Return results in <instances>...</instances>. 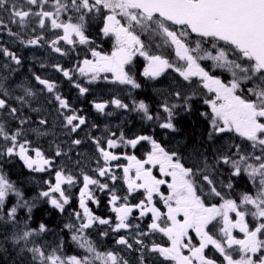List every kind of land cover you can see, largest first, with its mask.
I'll use <instances>...</instances> for the list:
<instances>
[{"label":"snow or ice","instance_id":"6c2138e0","mask_svg":"<svg viewBox=\"0 0 264 264\" xmlns=\"http://www.w3.org/2000/svg\"><path fill=\"white\" fill-rule=\"evenodd\" d=\"M47 2L48 0H24L26 5L39 6L38 11H33L31 8L25 10L24 5L17 7V0H11L12 7L9 9V0H0V9L8 11L11 22H18L21 28L26 25L27 18L35 17L40 28H44L46 21H50L51 29L62 30V35L50 41L53 51L61 55L66 53L58 46L59 41L69 45L76 43L90 45L92 41L86 35L89 22L101 21L103 26L100 32L106 37L114 36L115 44L111 54H102L91 48L92 59L85 58L76 65L75 70L81 76L87 77L89 82L100 78L101 73H111L113 81L139 88L140 85L125 71V65L131 63L137 54L147 61L143 71L145 77L155 79L166 69H173L184 81L191 82L194 77L198 78L202 88L214 94L204 100V104L211 110L210 114L201 113L202 116L209 118L211 126L208 132L209 139L215 134L234 132L251 142L253 149L259 148L260 155L254 153L245 155L241 154L240 145H233L236 148L235 153L223 154L216 159L217 165L230 166L232 177L246 174L252 181L255 191L240 192L238 200L226 198L209 175H203V180L210 186L207 195L217 197L221 201L219 204H206L202 198L203 190L201 189L202 194H198L193 179L198 172L202 173V170L194 172L193 168L185 167L176 152L166 151L152 136L140 135L128 139L123 132L118 137L112 133L106 141L107 147L103 146L100 138H91L105 164L94 169L99 177L110 178L113 182L118 179L108 165L110 161H117L120 157L110 149L120 145L136 148L141 141H148L151 151L143 160L137 159L135 155L124 156L128 164L123 166V182L127 186V194L123 196L118 194L115 187L110 188L107 183H101L99 179L81 173L83 186L80 188L78 198L80 210L72 212L75 222L66 223L64 228L72 232V241L85 254L65 256L62 254L63 242L51 250H48L47 245L39 243L38 238L49 231L48 226L44 222L36 228L30 226L31 211L35 205L26 200L15 182L0 171V221L5 225H11L13 229L7 239L19 249L20 254H30L32 264H129V261L118 252L99 251L89 236V230L96 226H107L105 231L99 233L104 237L133 227L139 229V225L133 226L130 222L133 211L137 210L138 219L151 214L148 231H138L136 234L138 237L159 232L170 242L168 246L153 242L148 247L144 245L143 239L136 238L134 243L141 246L138 249L141 253L145 249L149 253H158L165 261H172L173 264H218L216 259L205 254V249L211 246L223 257V264H264V0H52L51 11L44 9ZM62 14L67 15V19H63ZM0 25L6 27L2 19ZM173 26H179V30H175ZM137 27L150 35L163 36L165 44L174 47L177 62H170L162 55H150L136 32ZM9 34L19 36V33H11L10 30ZM190 34H196L198 37L195 47H190L188 42ZM41 39L43 37L39 36L27 41L21 40V43L37 45ZM205 41L211 44L210 49L203 47ZM0 52L17 65L20 64L17 55L7 48H0ZM202 60H211L213 68L229 72L232 78L227 82L223 81L210 70H206L200 63ZM53 68L69 80L74 79L72 69H66L60 64L53 65ZM34 78L48 93L55 92L57 87L55 82L43 79L39 75H35ZM104 79L108 77L104 76ZM244 82L253 83V87L247 89V95L243 94ZM74 86L81 95L89 91L80 83H75ZM23 93L16 97L21 105L27 103V98L35 95L32 89L27 87H23ZM9 95L8 91L3 90V97ZM174 96L177 99L182 98L184 103L170 104L167 99L161 103L160 108L167 113L166 121L160 124L161 128L174 130V110L191 108L188 102L192 96H183L179 90ZM54 98L59 105L58 111L63 115V127L70 133H77L86 125V117L79 115L77 110L70 109L69 102L59 94ZM108 103L117 108H128L127 104L117 98L110 102H94L93 107L96 111L104 113ZM134 107L136 111L143 113L146 120L159 119V115L154 117L150 113L149 106L144 101L136 102ZM0 110H7V114L13 119L17 118L21 111L12 107L9 101L2 97ZM63 110H70L72 114H66ZM27 123V118L20 119L21 126L9 131L5 122L0 121V140L4 142L0 145V158L19 157L24 166L32 172L53 169L55 183L45 180L47 190L41 191L39 197L45 198L53 208L63 213L71 200L64 185L71 187L77 180L63 167L55 169L54 165L56 157L67 153L57 145L55 156L50 157L40 147H32V142L25 138L26 130L23 125ZM39 123L44 125L46 121L41 119ZM31 131L39 135L44 134L39 133L37 129ZM81 143V139H73L70 147ZM149 164L158 165L161 175L171 177V182L157 179L152 169L146 167ZM207 167L205 161V168ZM132 170L135 172L134 175H130ZM165 183L168 188L167 195L160 190V186ZM93 186L101 192L108 191V205L115 214L114 221L111 217L105 218L94 214L88 207V202L99 204L93 194ZM225 187L232 190V182L229 181ZM140 190H143V199L131 203L129 197ZM11 195L16 197V202L7 208L5 213L6 203ZM154 195H158L163 201L166 212H161L156 207ZM21 208L28 212L23 224L17 219L18 210ZM231 213L235 214V219L230 216ZM249 215L255 221L254 227L246 220ZM213 221L221 224L218 237L210 234L208 230ZM233 229L243 233V238L238 239L234 236ZM190 231L199 238L198 246L193 243ZM115 243L129 250L133 249V243H130L126 236H119ZM233 246L238 247L239 259H234L232 255ZM185 249L187 255L184 254ZM140 264H144L143 254L140 256Z\"/></svg>","mask_w":264,"mask_h":264},{"label":"flooded vegetation","instance_id":"af4514ba","mask_svg":"<svg viewBox=\"0 0 264 264\" xmlns=\"http://www.w3.org/2000/svg\"><path fill=\"white\" fill-rule=\"evenodd\" d=\"M46 4L52 3L50 0H48ZM32 8L35 9V6H32ZM0 12H3V9H0ZM62 18L67 19V15L62 14ZM0 19H2L4 21V25H6V27L0 25V48H4L2 42L3 38L5 37V32L9 33L10 30L11 33H19V36L9 34L12 36L11 38L17 42L11 43L9 41L11 38H8L7 40L9 42L7 44L10 45L9 50L14 51L17 57L18 55L24 54L25 57L30 58L28 62L33 66H36V56L31 58L30 54L28 52L26 53V46L24 43H21V40L27 41L28 39L39 37V35L35 34L32 19L27 18V23L23 28H21L18 22L12 23L11 20H9L7 23L6 19ZM102 26L103 24L99 20H91L89 22L86 35L89 37L90 41H92L90 45H81L79 43H76L75 45H69L64 41H61V43L68 45L60 47L63 52L66 53L64 55H67L68 58L64 59L60 65L66 69H72L74 79L69 80L68 78L64 77L62 73L53 72L52 67L50 66L52 60H50V62H45L44 59H40L45 63V67H42V69L38 70L33 76L39 75L43 79H48L50 81L54 80L57 86L54 93H48L42 85H40L36 80H33L29 74L30 70H28V67H23L21 63L17 65L13 61L16 66L13 65L12 76L6 71L5 65H3L1 61L3 57H0V68L2 67V69H0V97L7 99L12 107H16L21 110L15 119H13L11 116H6L7 110H0V117L4 120L6 127L11 128V130H15L17 127L21 126L19 124L20 119L33 117L34 109H38L37 117L35 119H31L27 124L23 125L24 129L26 130V136H29L32 140V147H40L45 151L46 155L54 157L57 145H59L61 149L66 147V145H61L62 141H65L71 145L72 139H81L82 143L80 145L72 146L75 149L71 153L61 156V158L65 160L63 166L61 165L60 157L55 158L54 165L55 169L63 167L67 173L76 177L77 183L71 187L64 185V188L71 197L69 204L71 206V210H80L78 198L80 188L83 186L81 173H86L93 178L99 179L101 183H107L110 188L115 187L118 194L121 196L127 194V186L123 182V166L128 164V160L125 159L124 156L135 155L137 159H145L146 154L151 151V145L148 141H141L136 146V148L120 145L115 149H110V151L120 157V159L117 161H110L108 165L112 168L113 173L118 177L117 181L113 182L110 178L99 177L98 173L94 171V169H96L98 166L103 167L105 164L96 150V146L91 138H100L102 140L103 146L107 147L106 141L111 136V134L115 133L116 137H118L121 132H123L125 137L128 139L135 138L136 136L140 135L152 136L153 139L161 144V146L164 147L166 151L176 152L181 157V162L184 163L185 167L193 168L194 172L197 170H202V173L198 172V174L195 175L193 179L196 182L198 194H202L201 189L203 190L202 198L205 200L206 204H219L221 201L217 197L207 195V193L210 191V186H208L203 180V175H209V177L214 181L217 189L222 191L226 198L234 199L233 192L239 189L235 196V199L238 200L239 193L242 192L240 185V181H242V179L239 177H232L231 172L228 175L226 170L228 169L232 171L230 166L223 164L217 165L216 159L218 156L223 154L232 155L236 152V148L233 147V145H240L241 143L234 132L215 134L211 139H209L208 132L211 127L209 118L202 116L201 113L207 112L210 114L211 110L206 104H204V100L211 98L214 94L208 93L206 89H203L198 78L194 77L191 82L184 81L183 78L180 77L179 74L173 69H166L155 79L145 77L143 75V71L147 65V61L139 54L132 58L131 63L125 65V71L128 72V74L133 77L136 83L140 85L139 88H132L131 85L120 84L119 82L113 81L111 73H101L100 78L94 82H89L87 77L81 76L79 72L75 70L76 65L81 63L85 58L92 59L90 51L91 48H94L96 51H100L102 54H111L115 44V37L111 35L107 37L104 36L100 32V28ZM173 27L175 30H179V26ZM50 32L52 33L54 39H56L57 36L63 34L62 30L60 29H57V31L54 30V32H45L43 29V39H41L39 42H46V38L50 37ZM136 32L138 35H140L141 40L146 46L145 50L148 51L150 55H162L170 62H177L174 47L165 44V38L163 36L150 35L148 33L142 32L139 27L136 28ZM197 39V36L190 34L188 38L190 47H195V42ZM220 43L223 44V42ZM12 44L14 45V50L12 49ZM203 44L205 45L203 46L205 49L211 48V44L209 42L205 41ZM18 58L22 62V59L20 57ZM209 61L210 60H202L200 63L202 65ZM205 68L223 80L222 69L213 67ZM76 75H79V77H76ZM10 76H12V78ZM104 76H107L108 79H104ZM13 78L22 82L17 81L14 84ZM75 83H80L81 86L88 88L89 91L84 95H81L79 90L74 86ZM18 84H23L24 87L31 88L35 93L33 97L27 98V103L24 105H21L16 100L17 96L23 95L22 92L20 93V91L15 88V86ZM3 90L8 91L11 97H3ZM178 90L182 92L183 96H192L188 102L192 107L190 110H185L184 108L174 110V130L161 128L160 124L164 123L167 119V113L163 112V110L160 108L161 103H163L165 99H167L170 104L184 103L182 98L177 99L174 96V93ZM194 92L195 95H193ZM56 94H59L69 102L70 109L77 110L79 115L85 116L87 123L86 125L82 126L81 129L77 131V133H72V135L75 136L74 138L67 139L62 136L57 139V142L53 146H51L44 134L39 135L37 132L31 131V129H37L39 133H44L47 130V127H52L49 120H55L61 116L60 112L58 111L59 105L54 98ZM114 98L120 99L122 103L128 105V108H117L115 105L108 103L105 112L100 113L93 107L94 102H110ZM139 101H144L149 106L150 113L154 117L159 115V119L154 118L153 120H146L143 113L135 110L134 105ZM63 111L66 114H72L70 110ZM41 119H44L46 124L41 125L39 123ZM93 125H96V127H93ZM39 137L41 142L35 143L34 139ZM54 137L55 134H52L51 141ZM0 143L4 142L0 140ZM241 154L244 153L241 152ZM87 158V161L92 162V164L82 172L77 171L76 168L79 162L86 160ZM2 159L3 160L0 163V168L2 169V172L7 175L8 179L12 175V172L9 164L7 163V159L15 164H10L11 166H15L17 169H19L17 165L21 164L22 169H26V175L31 181L30 187L28 188L29 191L47 186L44 184L45 180H50L52 183H55V171L53 169H49L46 172H32L24 166L23 161H21L19 157L8 158L5 156ZM205 161L208 165L207 168H205ZM146 167L152 169V173L157 177V179H164L167 182H171V177L161 175L158 165L154 166L149 164L146 165ZM134 174L135 172L132 170L130 175ZM229 181H231L233 184L232 190H229L225 187ZM245 182L251 185L246 176ZM93 187L96 188L95 192L97 193L98 188L95 186ZM251 188L252 187H249L248 190L250 191ZM160 190L164 195H167V183L161 185ZM93 194L96 199L100 198V196H96L94 192ZM101 195L105 202L101 210H98L97 204L94 205V203L91 202H88V207L94 212V214H100L98 216L105 214L113 215L114 213L111 212L108 205V191L105 190L104 192H101ZM24 198L31 201L25 196ZM140 199H143V190L133 193L132 196L129 197L131 203H137ZM12 201L16 202L15 196L13 197ZM154 203L156 207L161 210V212L167 211L163 201L160 200L158 195H154ZM230 216L235 219L234 213H231ZM138 217L139 212L134 210L132 216L130 217V222L133 226L139 225V229L133 227L129 230L120 231L119 233H116L113 238L110 237L108 239L109 243L107 244L115 245L116 239H118L122 233L127 231L123 236H126L129 239V242L133 243V249L129 251L134 257H136L137 263L132 262L129 259L127 253L124 251L121 252L120 255L127 259L129 264H140L141 254L144 256V264H173L172 261H165L159 256L158 253H149L146 249L143 251V253H141V251L138 250L141 246L134 243L136 238L143 239L144 245H147L148 247H150L153 242L163 244L164 246H168L170 243L167 240V237L159 232L152 233L144 237H138L136 235L138 231H148V224L151 223V214L144 217L143 219H138ZM249 218L250 215L246 217V219ZM59 223L62 224L61 220ZM220 226L221 224L218 221H213V223L210 224L208 228L210 234L213 233L214 235H219L218 229ZM233 235L238 239L243 238V233L239 232L238 229H233ZM190 236L193 238V243L198 246L199 238L196 237L195 233L191 231ZM107 244H105L104 247H106ZM111 251H114V248H112ZM183 251L185 255L188 254L187 249ZM205 254L211 258L212 256L217 257V255L221 257L220 254L216 252L211 246L205 249ZM237 255L240 257L239 250L237 251Z\"/></svg>","mask_w":264,"mask_h":264},{"label":"rangeland","instance_id":"374dc122","mask_svg":"<svg viewBox=\"0 0 264 264\" xmlns=\"http://www.w3.org/2000/svg\"><path fill=\"white\" fill-rule=\"evenodd\" d=\"M9 2L10 3L8 4L9 5L8 8L10 9L12 7V3H11V0H9ZM22 2H24V0L23 1L17 0V7H20L21 5H24L25 10H27L28 8H31L33 11H38L39 10V6H37V5L35 6V9H34V8H32L31 5H27L26 6V4H24ZM50 2L52 3V0H50ZM44 9L47 10V11H51L52 10V4H45L44 5ZM0 18L6 19V21L8 23V21L10 20V18H9V12L6 11V10H3V12H0ZM29 18L32 19V23L34 25V29H35V34L36 35L42 36L43 29H44L45 32H48V31L54 32V30L51 29L50 21H46V26L44 28H40L39 27V24H38V19L37 18H35V17H29ZM55 31H57V29ZM49 35H50V37H47L46 38V42H39L37 45H26V44H24V45L26 46V50H27L26 53L28 52L30 54L31 58H33L34 56H36V58H37L36 59L37 60V65L39 66V70H41L42 67H45V63L42 60H40V59H44L45 62L46 61L47 62L48 61L50 62V60H52V62L50 63V66L52 67V71L58 73L53 68V65H55V64H61L64 59H67L68 58V56L67 55H63L62 56L60 53H56V52L53 51V49H52V47L50 45V41L54 40V38H53V35H52L51 32L49 33ZM11 37L12 36H10L8 32H5V37L3 38V42H5L4 40H6L8 38H11ZM0 42H1V39H0ZM195 44H196V42H195ZM65 45H67V44H63V43H61V41H59V43H58V46L59 47H63ZM203 46H205V45L203 44ZM9 51H11L12 53L15 54L14 51H12V50H9ZM62 52H63V50H62ZM1 54H2V57H3V59L1 61H2L3 65H5V69L8 72L9 70L13 69V61L9 57H5L2 52H1ZM28 60H29V58L25 57L24 60H23V63L29 69H32V67H30L31 66V63H29ZM202 65L204 67H210L211 68V67H213L212 66L213 65V62L210 60L209 62L204 63ZM0 69H2V67ZM76 77H79V75H76ZM32 78H33V80H35L34 76ZM231 78H232L231 77V74L229 72L223 70V80L225 82H227ZM52 81L54 82V80H52ZM21 85L23 86V84H18V85L15 86V88L18 91H20V93L21 92L23 93V87L24 86L23 87H20ZM250 87H253V83H250V82L249 83H247V82L245 83L244 82L242 84L243 94L247 95V89L250 88ZM20 93H18V94H20ZM9 97H11V95H9ZM33 113H34V116L33 117H30V118H27L28 121H30L31 119H35L37 117V113L38 112L37 111H33ZM6 116H9V115L6 114ZM0 121H3L4 122V120L1 117H0ZM49 122H50V124H51L52 127L51 128H48L47 127V130L44 132V135L48 139V142H49V144L51 146H53L57 142V139L60 138V137H62V136H64L67 139H71V138H74L75 137L74 135H72V133L69 132V130H67V129H65L63 127V124H64L63 115H61L59 118H57L55 120H49ZM8 130L9 131H12L11 128H8ZM52 134H55V137L51 141V135ZM25 138L28 139V140H30V141H32L29 136H26ZM237 138H238V140L241 143L240 146H241L242 152L245 155H247L248 153H254L255 155H260L261 154L259 148L253 149V147L251 145V142L244 140L239 135H237ZM34 142L35 143L41 142L40 141V137L39 138H35L34 139ZM61 145H66V147H63L62 148V150L65 153H71L75 149L72 146L70 147V145L68 143H66L65 141H62ZM2 160L3 159L0 158V163H1ZM7 160H5V161H7ZM87 160H88V158L86 160L80 161L79 164H78V166H77V168H76V170L82 172L88 166H90L92 164V162L87 161ZM64 163H65V160L63 158H61V165L63 166ZM0 171H2L1 168H0ZM230 172H231L230 170H228V169L226 170V173L228 175L230 174ZM242 176H244V177L246 176L247 179H248V181H249V183L251 185L247 184L245 182V179H242ZM242 176L239 177V178L242 179V181H240V185H241L242 191H249L248 190L249 187H252L249 192H254L255 191V187H254L252 181L249 180V178H248V176L246 174H242ZM12 181L15 182L14 180H12ZM15 185H16V187L19 190H21L23 192L24 196L27 197V195L24 192V186L23 185H19L17 183H15ZM46 190H47V186L42 187V188H36L32 192H30L28 194V197L31 196L32 197V200H31L32 202L31 201L30 202L33 203L36 207L43 208L45 215L48 216L49 210L51 208H53V207L47 202V200L45 198L39 197V193L41 191H46ZM95 190H96V188L93 187V192L95 193V195L96 196H100V198L97 199L99 201V204L97 206H98V210H101L103 208L105 202H104L103 197L101 195V191L98 189V191L96 193ZM238 191H239V189H237L236 191L233 192L234 199H235V196H236V194H237ZM13 197H14V195L9 196L6 204H11ZM94 205H96V204H94ZM11 206H12V204H11ZM53 209L56 211V220H57L56 226L58 227V229H60V234H58L56 236L55 234L50 233L49 234V236H50L49 239L45 238L44 237V234H41L40 237L38 238V242L47 245L48 246V250H51V248L57 247L58 245L61 244V242H63L62 250L64 249V246H66V244L68 245V250H66V252L64 254L65 256H71V255L83 256L85 254L84 251L82 249H79L78 246L76 245V243L73 242L72 239H71V236H72L71 233L72 232H70L68 229L64 228V225L66 223L75 222L74 217L71 215L72 212H73V210H71V206L70 205H66L65 206V211L63 213H61L59 210H57L55 208H53ZM25 210L26 209L21 208V211L23 213H24ZM5 213H6V211H5ZM23 213H20L19 214V210H18L17 217H18V215H20V218H22L23 217ZM98 215H100V214H98ZM31 216H32V218L34 217L33 214H32V212H31ZM101 217H105V218L111 217L113 219V221L115 220V214H113V215H106L105 214V215H102ZM60 220H61L62 224L59 223ZM246 220L250 223V226H252V227L255 226V221L253 220V218L251 216H250L249 219H246ZM106 228H107V226H96V227H94V228H92V229L89 230V236L95 242L98 250L99 251H109L112 248H114V251L115 252H118L119 254L124 251L125 253H127L129 259L132 262L137 263L136 262V257H134L131 254V252L129 251V249H127L125 247H122L121 245L107 244V243H109L108 239L110 237L113 238L115 236V234L110 233L108 236H104V237H101L99 235V233L102 232V231H105ZM3 231L4 232H8V233L11 234L12 231H13V229H12V226L11 225H5L2 221H0V232H3ZM62 231H64V233ZM121 231H123V230H121ZM67 232H68V235H67ZM126 232L122 233V235H125ZM216 236L218 237L219 235H216ZM103 244L104 245L107 244V246L106 247H103ZM72 245L75 246V250H73ZM233 248H234V250L232 251V255H233L234 259H239L240 257L237 255L238 247L237 246H233ZM25 255H26V259H27L28 264H32V262H31V255L30 254H27V253H25ZM212 258L213 259H216L219 264H223V257H219L217 255V257L216 256H212Z\"/></svg>","mask_w":264,"mask_h":264},{"label":"trees","instance_id":"16d2710c","mask_svg":"<svg viewBox=\"0 0 264 264\" xmlns=\"http://www.w3.org/2000/svg\"><path fill=\"white\" fill-rule=\"evenodd\" d=\"M9 6V5H8ZM4 10V9H3ZM5 42H2L4 48H7V49H10V45L7 44L9 41L11 43H17L14 39H10L9 41L6 39L4 40ZM13 45V44H12ZM12 49L14 50V45L12 46ZM0 57H2V54L0 52ZM18 57H20L22 59V62H20L22 64V66H26L24 63H23V60L25 58V55L22 54V55H18ZM30 59V58H29ZM26 63V62H25ZM14 66H16L15 63H13ZM32 69H29L30 70V76L33 77L34 74L37 73V71L39 70L38 66H33L31 64ZM9 74H12V69L8 71ZM58 75V74H57ZM12 76H10L12 78ZM13 81H14V84L19 81V82H22L20 80H16L13 78ZM14 87V85H13ZM3 143H0V145H2ZM4 158V157H2ZM11 168V172H12V175L10 176V179L11 180H14L15 183L19 184V185H23L24 186V192L25 194L27 195L28 197V194L32 191H29L28 188L30 187V183L31 181L29 180V177L26 175V169L23 168L22 169V166L21 164H18V168L15 167V166H11L10 164H14L12 163L10 160H8L7 162ZM15 165V164H14ZM242 179H245L244 176H242ZM30 200H32V197H28ZM11 204H14V201H12ZM11 204H6V208H5V211H7V208H10ZM32 214H33V218H32V221H30V226L32 228H36L38 227V225L41 223V222H44L47 226H48V229L49 231L47 233H44V237L49 239L50 236L49 234L50 233H53L55 234L56 236L60 233V229H58V227L56 226V211L51 208L48 212V216L45 215L44 213V210L43 208L41 207H36L34 206L32 208ZM20 213H23L21 211V209H19V214ZM28 217V212L27 210L24 211L23 213V217L20 218V215H18L17 219L18 221L23 224V221L26 220ZM59 232V233H58ZM64 233V231H62ZM10 233L8 232H0V264H28L27 262V259H26V255L25 254H20L19 252V249L16 248L10 239H7V237H10ZM105 245L103 244V247ZM66 248L68 249V245L66 244V246H64V249L62 250V254L64 255L65 252H66ZM72 248L73 250H75V246L72 245Z\"/></svg>","mask_w":264,"mask_h":264},{"label":"bare ground","instance_id":"6f19581e","mask_svg":"<svg viewBox=\"0 0 264 264\" xmlns=\"http://www.w3.org/2000/svg\"><path fill=\"white\" fill-rule=\"evenodd\" d=\"M192 107V106H191ZM200 116V115H199ZM96 118V117H95ZM90 121V120H89ZM196 121V120H195ZM201 121V120H200ZM98 122V121H97ZM96 124V123H95ZM205 139V138H204ZM207 147V146H206ZM15 203V202H14ZM74 210V209H73ZM70 213V212H69ZM71 232V231H70ZM59 233V232H58ZM60 234V233H59ZM72 234V233H71ZM67 235H68V232H67ZM70 248V247H69ZM65 250V249H64ZM66 250H68L67 248H66Z\"/></svg>","mask_w":264,"mask_h":264},{"label":"water","instance_id":"95a60500","mask_svg":"<svg viewBox=\"0 0 264 264\" xmlns=\"http://www.w3.org/2000/svg\"><path fill=\"white\" fill-rule=\"evenodd\" d=\"M192 35L196 36V34H192Z\"/></svg>","mask_w":264,"mask_h":264}]
</instances>
